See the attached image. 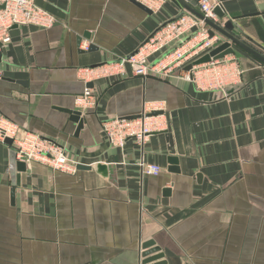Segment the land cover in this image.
<instances>
[{
  "label": "crops",
  "instance_id": "crops-1",
  "mask_svg": "<svg viewBox=\"0 0 264 264\" xmlns=\"http://www.w3.org/2000/svg\"><path fill=\"white\" fill-rule=\"evenodd\" d=\"M35 1L55 24L11 30L0 114L67 147L78 167L32 163L12 180V149L0 143V264H142L147 242L159 250L150 264H264V65L234 47L242 77L227 99L174 78L99 80L96 109L77 132L66 113L85 88L77 71L134 53L180 8L168 0L149 15L127 0ZM217 1L219 26L264 55V0ZM157 102L166 131L142 149L132 140L110 148L101 122ZM141 160L160 174H143Z\"/></svg>",
  "mask_w": 264,
  "mask_h": 264
},
{
  "label": "built area",
  "instance_id": "built-area-1",
  "mask_svg": "<svg viewBox=\"0 0 264 264\" xmlns=\"http://www.w3.org/2000/svg\"><path fill=\"white\" fill-rule=\"evenodd\" d=\"M151 14L160 12L168 0H134ZM195 10L205 20L220 24L217 11L224 15L223 6L217 0H193ZM55 24L54 18L38 7L35 0H0V55L11 44V30L15 27H34L47 30ZM223 38L211 30L203 20L180 9L171 20L158 23L155 30L129 56L118 58L97 66L79 69L78 79L85 85L75 98V111L84 115L97 106V96L92 85L102 79H125L132 77L180 79L194 86L198 92H215L222 98L227 88L240 83L242 71L233 54L218 60L192 66L189 71L179 70L184 64L208 48L217 47ZM81 50L88 51L89 44L82 42ZM168 53V54H167ZM167 54V55H166ZM2 71L0 70V78ZM90 86V87H89ZM163 103H146L139 115L132 118L109 117L101 122V133L110 148L122 149L128 140L143 148L150 136L166 131ZM11 141L15 160L26 167L32 163L46 166L52 172L75 174L76 164L64 145L42 135L23 131L0 114V143ZM145 175L158 176L160 167L138 163Z\"/></svg>",
  "mask_w": 264,
  "mask_h": 264
},
{
  "label": "water",
  "instance_id": "water-1",
  "mask_svg": "<svg viewBox=\"0 0 264 264\" xmlns=\"http://www.w3.org/2000/svg\"><path fill=\"white\" fill-rule=\"evenodd\" d=\"M130 3L134 4L138 8L145 11L147 14L151 15V12L147 10L143 5L137 3L134 0H127ZM174 2L180 9L187 11L192 14L199 20H203L204 23L213 31L217 32L222 38L223 42L219 44L217 47L208 48L203 52L199 53L197 56L192 58L189 62L184 64L179 70L189 71L192 66L203 65L211 60H218L223 58L225 55H231L234 53V47H237L247 54L251 55L257 61L261 62L264 65V55L260 54L258 51L252 49L250 46L244 44L237 37L232 34V27L228 24L220 27L218 25L213 24L212 22L205 20L203 16L195 10V2L193 0H171ZM219 18L223 17V14H220L218 11ZM226 40V41H225ZM168 54V53H167ZM166 54V55H167ZM90 87V86H89ZM240 86H235L231 88H227L224 90V94L229 96L236 92ZM69 115V121L76 125V131H80L83 128V119L79 112L77 111H66ZM4 144L11 146L10 140H5ZM95 168H100V166H95ZM25 171L26 166L23 163H19L15 160V154L13 151L9 153V173L12 180L18 181V176H16L17 171ZM12 186H15L13 182ZM153 246L152 242H147L142 246V250L144 251L141 255L143 258L142 264H150L153 261H156L157 258L151 255L158 253V249L151 248Z\"/></svg>",
  "mask_w": 264,
  "mask_h": 264
},
{
  "label": "rangeland",
  "instance_id": "rangeland-1",
  "mask_svg": "<svg viewBox=\"0 0 264 264\" xmlns=\"http://www.w3.org/2000/svg\"><path fill=\"white\" fill-rule=\"evenodd\" d=\"M236 58H238V60H239L240 57H238V55H237Z\"/></svg>",
  "mask_w": 264,
  "mask_h": 264
}]
</instances>
